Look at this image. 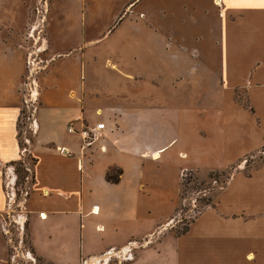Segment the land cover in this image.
Segmentation results:
<instances>
[{"label": "crops", "instance_id": "crops-1", "mask_svg": "<svg viewBox=\"0 0 264 264\" xmlns=\"http://www.w3.org/2000/svg\"><path fill=\"white\" fill-rule=\"evenodd\" d=\"M220 4L221 91L218 104L204 108L205 119L196 123L200 126L195 131L186 120L176 134L169 122L128 124L122 113L104 120L108 109L120 108L117 101L122 98L138 105L153 103L178 124L175 106L184 103L178 92L183 81L173 84L172 75L159 78L160 86L137 91L102 90L106 108L93 112L85 109L80 82L64 93L54 88L42 95L32 123L34 182L23 202L36 256L50 264H123L131 237L168 233L177 212V204L167 202V220L144 231L153 210L147 194L155 188L150 187L148 166H154L163 186L174 175L181 179L183 170L225 171L234 166L236 171L218 192L215 205L199 213L176 237V264H264V164L248 172L242 164L264 148V0H220ZM11 66L5 70L15 75ZM238 90L245 92L253 111L236 99ZM19 110L13 119V153L0 158V221L6 211L2 166L21 157L16 132ZM87 119L95 121L86 124ZM99 122L105 129L86 149L81 137L68 131L71 125L79 132L84 125ZM178 141L183 145L179 159L184 161L179 168L171 150ZM114 169L122 171L117 183L107 180ZM15 181L13 172V186ZM166 198L173 200L171 195Z\"/></svg>", "mask_w": 264, "mask_h": 264}, {"label": "rangeland", "instance_id": "rangeland-1", "mask_svg": "<svg viewBox=\"0 0 264 264\" xmlns=\"http://www.w3.org/2000/svg\"><path fill=\"white\" fill-rule=\"evenodd\" d=\"M221 8L220 0H0V158L13 153V119L18 108L21 156L15 165L2 166L6 211L0 221V264H50L31 250L23 206L34 182L32 123L42 95L53 93L54 88L56 93H64L75 81L80 82L86 94L85 109L99 111L106 108L101 103L102 90L122 87L119 89L137 91L160 86L159 78L172 75L173 84L183 81L178 92L184 103L175 106L178 124L172 121V114L162 113L164 109L161 117L153 103L138 105L126 99L122 102V98L117 101L120 108L108 109L104 120L122 113L121 119L128 124L169 122L174 124L167 125L175 134L186 120L195 131L200 126L196 123L205 119L204 108L219 101ZM11 65L15 75L5 70ZM236 99L244 102L245 92L238 90ZM92 120H85L86 124ZM182 149L179 141L171 146L178 168L184 162L179 159ZM242 164L246 172L263 165L264 150ZM236 168L183 170L181 179L174 175L163 186L154 166H148L150 187L155 188L147 194V205L153 210L144 231L167 220V202L177 204V212L167 234L131 237L126 254L130 256L123 264H176V237L199 213L215 205L218 192ZM167 195L173 200H167Z\"/></svg>", "mask_w": 264, "mask_h": 264}, {"label": "built area", "instance_id": "built-area-1", "mask_svg": "<svg viewBox=\"0 0 264 264\" xmlns=\"http://www.w3.org/2000/svg\"><path fill=\"white\" fill-rule=\"evenodd\" d=\"M105 129V124L99 122L93 126L91 125H84L82 129L77 132L71 125L68 129L70 133H77L82 139V149H86L91 147L94 142L101 136L102 131ZM130 256L128 254L124 257V260Z\"/></svg>", "mask_w": 264, "mask_h": 264}, {"label": "trees", "instance_id": "trees-1", "mask_svg": "<svg viewBox=\"0 0 264 264\" xmlns=\"http://www.w3.org/2000/svg\"><path fill=\"white\" fill-rule=\"evenodd\" d=\"M240 102V101H239ZM244 107L249 108L251 111H253V109L249 106V102L247 101V99H245L244 102H240ZM264 150V148H263ZM34 162L36 163V160L34 159ZM11 165H15V162H12ZM234 169V166L231 167L230 169ZM224 172V171H223ZM122 174V171L120 169H114L112 172H108L107 173V180L109 182L112 183H117L119 181L120 175ZM35 175V174H34ZM188 229V227L182 232H186V230ZM181 234V233H180Z\"/></svg>", "mask_w": 264, "mask_h": 264}]
</instances>
